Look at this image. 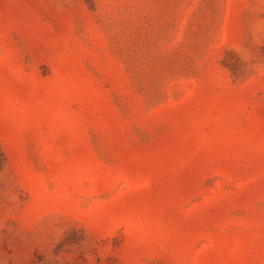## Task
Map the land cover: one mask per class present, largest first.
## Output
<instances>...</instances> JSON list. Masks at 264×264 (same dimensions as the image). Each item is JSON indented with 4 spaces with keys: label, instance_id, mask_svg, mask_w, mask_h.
Returning a JSON list of instances; mask_svg holds the SVG:
<instances>
[{
    "label": "rangeland",
    "instance_id": "rangeland-1",
    "mask_svg": "<svg viewBox=\"0 0 264 264\" xmlns=\"http://www.w3.org/2000/svg\"><path fill=\"white\" fill-rule=\"evenodd\" d=\"M0 264H264V0H0Z\"/></svg>",
    "mask_w": 264,
    "mask_h": 264
}]
</instances>
